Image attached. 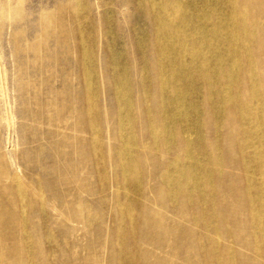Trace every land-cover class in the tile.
Here are the masks:
<instances>
[{"label": "rangeland", "instance_id": "374dc122", "mask_svg": "<svg viewBox=\"0 0 264 264\" xmlns=\"http://www.w3.org/2000/svg\"><path fill=\"white\" fill-rule=\"evenodd\" d=\"M218 1L184 0L201 13L216 8ZM248 1L256 10L264 11L262 0ZM84 25L108 39L107 61L112 58L121 63L116 69L109 68L110 81H116L114 71L127 75L138 141H143L152 126L162 124L154 79L156 29L150 15L139 10L137 0H0V166L4 165L6 171L0 195L3 185L10 190L17 179L35 202L40 201L37 205L30 202L23 217L38 258L42 253L53 252L56 264L69 260V264H120L123 254H137L141 260L140 250L150 245L141 238L119 236L115 231L112 171L109 170L107 179L106 170L103 179L92 152L75 50L76 38ZM172 32L176 34V27ZM188 44L190 40L184 42ZM144 93L146 96L142 97ZM119 105L113 96L108 98L107 106L105 100L99 102L103 155L110 160L114 158V148L122 144L114 141L121 128ZM143 109L150 112L151 123L149 118L143 119ZM194 122L200 127H196L199 132L195 138H200L212 152L220 149L224 180L230 179L234 189L240 188V162L234 156V121L228 116L203 112L196 115ZM171 157L164 154L152 160L145 157V152L138 157L143 164L146 188L158 185L162 163ZM216 186L215 213L211 214L208 196L203 208L196 212L197 262L210 256L211 242L215 241L221 250L228 244H237V252L245 258L238 264L262 263L264 259L247 246L250 229L246 231L245 226L242 231L247 212L242 213L235 198L237 192L229 191L225 183ZM228 205L236 215L229 209L224 211ZM166 211L170 215V209ZM140 219L141 227L145 226L146 219ZM7 242L2 244L10 249ZM3 252L8 255L5 248ZM1 264L27 262L24 255L5 256Z\"/></svg>", "mask_w": 264, "mask_h": 264}, {"label": "bare ground", "instance_id": "6f19581e", "mask_svg": "<svg viewBox=\"0 0 264 264\" xmlns=\"http://www.w3.org/2000/svg\"><path fill=\"white\" fill-rule=\"evenodd\" d=\"M137 5L140 11L150 15L156 29L154 79L157 113L162 118V124L157 128L152 126L143 141L137 139L127 75L114 71L113 82L108 77L109 68L116 69L121 64L112 58L107 61L108 39L84 25L76 38L75 49L92 152L103 179L106 170L107 179H110L109 170L112 171L115 231L119 236L141 238L150 245L140 250L141 260L137 254H123L120 264L243 263L245 258L237 252L234 243L221 250L212 241L210 256L199 262L194 254L196 212L203 208L208 196L211 214L215 213L216 185L222 187L224 183L229 191L237 192L235 198L242 213L247 212L242 231L245 226L246 231L250 229L248 248L264 259V11L256 10L248 0H219L216 8L204 13L196 7L193 10L184 0H137ZM187 40L190 44L184 45ZM112 96L120 103L121 128L114 141L122 144L114 148V158L110 160L103 155L98 110L100 100H105L107 106ZM203 112L228 116L237 126L234 156L241 168L238 189L232 187L230 179L224 180L220 149L212 152L200 138H195L200 127L194 119ZM149 115L143 109V119L149 118L151 123L153 119ZM109 140L112 143L110 137ZM144 152L152 160L164 154L172 155L162 163L158 185L151 189L145 187L143 164L138 158ZM132 154L137 158H132ZM4 168L0 166L1 184L6 177ZM7 188L3 185L0 195V264L5 256L19 255H24L27 264H56L53 252L42 253L38 258V251L26 232L23 217L30 202L37 205L40 201L35 202L27 187L17 179L10 190ZM166 209H170L168 216ZM226 209L236 215L229 205ZM140 218L146 219L143 227ZM2 242H7L10 249ZM69 263L70 260L65 264Z\"/></svg>", "mask_w": 264, "mask_h": 264}]
</instances>
